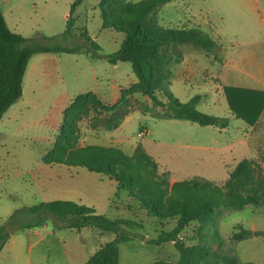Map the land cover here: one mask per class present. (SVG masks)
I'll return each mask as SVG.
<instances>
[{
    "label": "rangeland",
    "instance_id": "1",
    "mask_svg": "<svg viewBox=\"0 0 264 264\" xmlns=\"http://www.w3.org/2000/svg\"><path fill=\"white\" fill-rule=\"evenodd\" d=\"M73 3L74 0H0V12L11 30L34 38L33 43L77 49L73 54L34 55L24 77L23 97L0 120V226L18 209L45 201L71 200L94 207L111 219L142 224V228L129 230L133 236L129 242L119 245L120 264H177L179 253L173 243L151 244L161 232L171 231L176 219L152 216L128 192H119L115 180L107 175L43 162L57 139L65 110L77 96L87 93H94L106 106L116 105L111 112L88 105L77 122L75 145L118 148L132 157L141 144L162 170L171 172L173 182L199 179L221 184L230 173L227 165L232 169L249 156L257 173L264 175V143L258 142L256 147L250 144L245 137V123L235 119L230 121L229 134L243 141L235 145L234 155L221 157L170 144L172 140L185 142L191 135L157 118L155 115L163 109L154 108L149 98L128 92L137 82L130 63L111 65L106 60L120 49L124 35L102 28L101 0H83L71 14ZM158 22L164 28L199 27L217 42L216 56L192 44L179 45L183 54L203 59L202 73L186 83L173 82L171 78L173 87L169 90L182 102H187L190 95H202L197 106L200 112L230 118L225 96L213 87L218 79L206 69L209 72L216 63V74L221 66L219 57H230L232 67L241 69L234 71L245 72L250 67L258 71L264 66V0H178L159 9ZM200 129L202 132L195 137L204 143L220 133L215 127ZM255 132L261 140L264 116ZM240 225L252 236L233 242L231 237L239 232ZM180 237L187 245L234 255L241 264H264V209H220L207 223L190 224ZM115 238L113 233L93 228L80 233L61 228L50 219L41 227L13 234L1 252L0 264H84Z\"/></svg>",
    "mask_w": 264,
    "mask_h": 264
},
{
    "label": "trees",
    "instance_id": "2",
    "mask_svg": "<svg viewBox=\"0 0 264 264\" xmlns=\"http://www.w3.org/2000/svg\"><path fill=\"white\" fill-rule=\"evenodd\" d=\"M175 1L178 0H101L102 28L124 35L120 49L106 56V60L111 65L131 64L137 82L128 92L141 93L151 100L154 108L163 109L162 113L155 115L157 118L227 129L230 118L208 115L197 109L202 95L182 102L169 90L173 67L184 59L179 45L192 44L215 56L219 51L217 42L199 27L164 28L159 25V9ZM82 2L74 0L71 14ZM34 40L11 30L0 12V120L23 97L24 77L34 55L77 52L73 48L40 45L33 43ZM92 46L100 49L96 43ZM224 96L234 119L250 127L258 123L264 111V91L227 86L224 87ZM90 104L109 112L116 108V105H104L94 93L77 96L65 110L57 139L43 157V162L107 175L115 180L119 192H128L152 216L160 220L176 219V226L171 231L161 232L151 240V244L161 246L173 243L179 253L177 264H241L236 256L220 250L187 245L180 234L194 222L207 223L220 209L243 210L249 206L255 210L264 209V175L257 173L252 159L246 157L239 161L221 184L199 179L173 182L171 172L162 170L141 144L137 145L132 157L113 147L76 146L77 122ZM50 219L57 221L61 228L79 233L85 228H93L101 233L116 235L112 242L102 246L84 264H120L119 245L132 239L130 229L142 228L137 221L111 219L99 214L94 207L75 201H45L16 210L0 226V255L13 234L41 227ZM237 229L239 232L231 237L233 242L252 236L241 225ZM222 244L221 239L219 246Z\"/></svg>",
    "mask_w": 264,
    "mask_h": 264
},
{
    "label": "crops",
    "instance_id": "3",
    "mask_svg": "<svg viewBox=\"0 0 264 264\" xmlns=\"http://www.w3.org/2000/svg\"><path fill=\"white\" fill-rule=\"evenodd\" d=\"M183 62L179 65H176L173 67V82L180 81V82H188V80L192 81V79L196 78L197 76H200L202 72H200V68L202 67L201 63H203V59L200 57H193V56H187L185 54ZM211 60V59H210ZM220 60V68H217V73L213 74L214 70L216 69V66L214 63L211 66V69L208 70L206 73H209L214 76V78L218 79L217 84L213 85L215 90L219 89L218 93L224 95V87L231 86V87H237V88H243V89H251V90H260L264 91V66L261 67L258 71H253V68L250 67L248 71L241 72L240 67H232V59L230 57H219ZM246 60V58H244ZM211 62V61H210ZM216 62V61H214ZM206 65V63H205ZM235 68H239V71H234ZM202 69V68H201ZM205 75V74H204ZM173 87V85L171 86ZM175 96H177L175 93H173ZM195 95L188 96L189 101L191 98H193ZM178 98V97H177ZM203 98V96H202ZM179 99V98H178ZM228 116L231 120H235L234 117L231 115L230 110L228 111ZM264 116V111L262 112V115L258 121V123L254 127H250L247 124L246 131H245V137L247 139H250V144H253L254 147L256 143L262 142L264 143V135L261 137V140L255 136V128L256 126L261 122L262 118ZM171 122V124H175V126H179V130H182L184 133H189L191 136L187 137V140L185 142L172 140L170 144H173L176 147L179 146H185L192 150H204L209 151L212 153H217L221 157L224 155H234V147L237 143H241L242 139H237L236 135H230V126L227 129L221 130L216 128L220 133L219 136H216L210 140V142L204 143L199 141V138H196L197 133H201V129L203 128L197 124L188 125L189 123L186 121H178V120H168ZM175 121L176 123H172ZM253 138V139H252ZM158 143H161V138H156ZM245 139L244 142H247ZM214 146H211V145ZM257 150V149H256ZM256 156V155H255ZM254 156V157H255ZM247 158H252L251 156ZM202 163H205L203 161L204 158H201ZM227 168L231 169V166ZM176 182V181H175ZM65 200V199H63Z\"/></svg>",
    "mask_w": 264,
    "mask_h": 264
}]
</instances>
